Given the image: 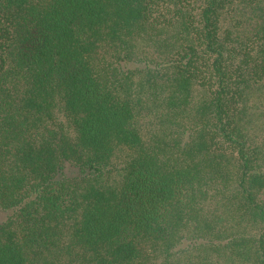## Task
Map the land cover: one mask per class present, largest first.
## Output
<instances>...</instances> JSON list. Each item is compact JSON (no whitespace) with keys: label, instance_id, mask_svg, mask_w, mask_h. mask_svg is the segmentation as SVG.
<instances>
[{"label":"trees","instance_id":"16d2710c","mask_svg":"<svg viewBox=\"0 0 264 264\" xmlns=\"http://www.w3.org/2000/svg\"><path fill=\"white\" fill-rule=\"evenodd\" d=\"M263 90L264 0H0V264H264Z\"/></svg>","mask_w":264,"mask_h":264},{"label":"rangeland","instance_id":"374dc122","mask_svg":"<svg viewBox=\"0 0 264 264\" xmlns=\"http://www.w3.org/2000/svg\"><path fill=\"white\" fill-rule=\"evenodd\" d=\"M237 13L234 15L236 17ZM135 55L139 58H144V59H151L155 60L160 57V51L156 48L155 42H150V41H138L136 48L134 49ZM133 64V63H132ZM131 64V65H132ZM140 76H136L133 80L134 84L131 85L130 89L132 90V93H136L138 95V98L141 99L142 97L145 98V95L142 93L141 88H139L136 84L140 80ZM264 91V90H263ZM257 95V93H256ZM262 98L259 99L256 98V96H251V100L249 104L255 105L256 108H254V113L252 114L251 117L247 116L245 118V121L248 125V131L259 134L261 131L264 133V92L261 95ZM59 114V112H56V115ZM60 116V115H59ZM257 117L258 119H254V117ZM250 118V120H249ZM65 117L61 119V121H64ZM255 120V121H254ZM129 151L126 147H118L113 153L110 154L106 167L103 168V175L100 177L101 179V185L108 186L111 185L115 182V180L118 178L117 176V168L120 166V164L124 161L125 158L128 157ZM74 163H76L74 161ZM116 167L115 169H113ZM75 169H78L75 166ZM260 197L264 200V191L261 192ZM176 256L181 257V253L177 254ZM209 257L211 258V261H214L216 259V256L214 253H209ZM212 264H219V262L214 261Z\"/></svg>","mask_w":264,"mask_h":264}]
</instances>
